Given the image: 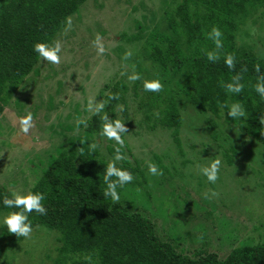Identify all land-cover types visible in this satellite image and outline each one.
Instances as JSON below:
<instances>
[{"label": "trees", "instance_id": "obj_1", "mask_svg": "<svg viewBox=\"0 0 264 264\" xmlns=\"http://www.w3.org/2000/svg\"><path fill=\"white\" fill-rule=\"evenodd\" d=\"M115 1L124 25L134 28L135 32L120 31L118 48L105 52L100 61H108V66H97L103 73L100 81L96 78L94 84L80 87L79 98L75 94L65 103L49 95L51 99L48 97L49 101L44 103L38 83L33 81L41 76L44 61L33 52V45L57 40L62 43L76 37L74 29L84 28L85 33L98 32L106 47L115 30L97 17L93 20L94 27L88 28L85 12L90 14L91 2L95 10L101 4L109 5L108 0H0V119L12 106L18 116L32 113L33 119L46 109L45 120L50 119V114L54 118L49 138L60 141L55 144L59 149L57 154L49 151L52 143L44 151L43 157L49 158L50 166L42 173L32 171L35 180L30 188L27 184L26 189L27 194H44L46 214H31L34 232L28 241L18 239L0 225V264H88L85 257L89 255L93 264H264V221L258 215L260 220L252 224L251 232L247 229L238 241L243 225L232 217L223 224L213 221L208 216L209 211L180 212L179 207H175L176 213L170 201L167 209L166 200H171L169 197L175 189L172 186V193H161L163 199L159 200L156 195L159 180L180 185L187 179V167L195 166L196 161L206 163V158L211 163L219 159V180L223 176L222 168L230 169L225 179L229 174L244 177L237 199L232 200L242 207L235 213L239 209L240 213L244 212L242 204L253 202L254 198H258L264 208V172L244 165L242 161L247 159L248 151L243 150L244 156L241 155L240 146L226 134V131L236 132L264 148V125L259 123L264 100L255 92L259 75L255 68L259 65L264 73V58L252 46L238 40L249 22L256 23L264 17V0H160L150 8L141 4L143 13L134 17H127L125 8L126 4H132L131 0ZM69 16L72 27L65 32V19ZM212 27L222 32L221 49H215L207 38ZM81 41V49L89 46ZM129 52L131 55L123 62L122 58ZM209 52L215 53L214 60L208 59ZM111 54L127 67L121 66L118 70L120 65L113 61ZM227 55L234 57L232 70L224 63ZM116 64L117 72L113 69ZM85 65L89 67V62ZM126 68L129 75L134 68L142 79L129 81L127 75H121ZM236 73L243 76L244 88L239 95L227 93L225 88ZM42 79L48 80V77ZM144 79H159L163 90L145 92ZM58 84L56 98L65 89L63 83ZM31 85L35 88L29 89L26 96L25 89ZM111 94H118L119 99L109 100ZM35 97H39L42 104L31 102ZM90 99H103L109 118L125 123L127 132L123 146L100 136L102 121L100 116L87 110ZM237 102L244 106L247 115L243 120L233 121L224 114L229 105ZM189 108L214 118L208 120V129L212 130L209 139L201 131L200 134L187 132L190 141L186 145L190 144L187 148L195 152L196 161L185 154L183 138H180L183 114ZM80 120H84L86 126L78 124ZM159 130L171 139L168 143L160 141L164 143L161 148L171 149L175 154L170 156L171 153L163 152L162 157L152 151L148 161L134 155L127 135L139 138L142 131ZM93 144L97 146L93 148ZM117 147L125 157L116 162L117 167L130 171L134 180L120 190V201L114 203L103 197V176ZM148 162H154L163 175H150ZM190 177L194 183L204 181L213 187L214 183H209L201 174L193 172ZM12 192L0 186V200ZM262 209L258 207L257 212ZM11 211L17 210L4 208L0 203V216ZM248 217V221H252V217ZM181 218L195 229L180 227ZM160 219L171 226L173 234L158 230ZM211 220L218 229L215 232L220 240L218 252L201 248L187 254L181 250V242L187 239L192 243L199 238L205 240L207 237L200 231H204ZM205 243L208 245V240ZM229 244L234 247L221 255Z\"/></svg>", "mask_w": 264, "mask_h": 264}, {"label": "rangeland", "instance_id": "obj_2", "mask_svg": "<svg viewBox=\"0 0 264 264\" xmlns=\"http://www.w3.org/2000/svg\"><path fill=\"white\" fill-rule=\"evenodd\" d=\"M124 1L126 2V0ZM159 1L160 0H131L132 4L124 3L126 4L125 8L127 9L128 13L127 17H129V15L132 17L139 16L143 13L142 10L144 6L149 8L153 7V5L158 4ZM107 3H109V5H107L106 3L105 5L101 4L104 5V7L100 5V7L96 8L95 6L96 9L94 10L93 6L95 4L91 2L90 5L92 6L90 7V14L87 15L86 11L85 17L90 25L88 28L94 27L95 22L93 23V20L97 17L104 19L106 25L115 30V32H113L114 34H112L111 40L107 42L108 44H106L105 47L106 52L108 53L112 52L113 50L116 51L115 49L118 48L119 44L117 43V41L120 42V38L117 37V35L120 33V31L122 32L123 30H126L129 31V33H134L135 29H128L127 26L124 25L125 22L121 19V17L119 16V11L117 10V1L108 0ZM141 4L144 6H141ZM74 31L76 33V39L74 37H71L72 39H68L67 41L62 42L63 58L61 60V63L51 64L47 61H44V67L42 72L40 73L41 76L36 80H33L38 83V92H41L39 93V95L42 99L45 100L44 103L49 101V95H51L53 99L64 100L65 103L72 100V97L75 94H77V97L79 98L80 87L84 85V87H86L90 83L94 84L92 82H94L96 78L100 81L103 73L99 72L100 70L97 66H102L101 64H104V66H108L109 64L108 61H106V63H100L104 54H98L93 43L97 34H99L98 32H94L95 34H90L88 30V33H85L84 28H80V30L74 29ZM82 39L89 43V46H86L83 49H81L80 47ZM238 40L240 41V43L252 46L259 53V55L264 58V17H261L256 23L249 22L238 36ZM103 41L105 42L104 39L102 40V42ZM125 49L126 51H128L129 47L125 45ZM110 57H112L113 61L115 59L116 63H119L120 66L118 70H120L121 66L127 67L123 63V58V62H121L113 54H111ZM86 61L89 62V67H86ZM113 69L117 72V64L115 65V67H113ZM127 70L128 68H126L124 71L122 70V72L126 73ZM44 76H47L48 80L42 79V77ZM60 82L63 83V87L65 89L62 90V93L60 95H56L58 96L56 98L54 96V93L58 89V83ZM32 88L35 87L31 85V87H27L25 89L26 96L29 94H27V91H29V89L31 90ZM93 89H91L92 92H94ZM49 98L51 99V97ZM38 99L39 97H35L31 102L42 104ZM16 112L17 110L15 109V107H8L4 112L3 118L0 119V186L7 187L8 190L16 193L27 194V184L30 188L35 180L32 171L42 173L43 169H46L47 166H50L49 158L43 157L44 151L48 149L49 146L54 144L49 151H51L50 153L52 154H57L59 149H57V146H55V144L58 145L60 141L57 139V141L55 142L54 139L49 138V130L51 127H53L51 126V124L54 118L50 114V119L48 121L45 120V115L47 114L46 109H42L41 111H39L36 118L33 119V127L30 129L27 135L20 131V120L25 116H18ZM208 120H214V118L212 116L198 114L193 111L192 108L187 109V111L183 114V125L180 138H183L182 142L184 145L185 154H187L189 159L193 158L195 160L196 158L193 157V155H195V152L187 148L188 145H190H186L188 143L187 141H190V139L187 137V132L199 133L201 131L206 135V138L209 139L208 137L212 130L208 129L210 125ZM220 123L221 122H219V124ZM226 134L229 136L230 141H234L241 147H239L241 155H243V150L248 151V153H245V157L247 159L241 158L243 159L242 163L249 166L250 168L254 166L258 171L264 172V148L262 146H258L257 143L256 145L252 141H248L247 138L243 135L238 136L236 132L226 131ZM127 141L131 143L133 147L132 151L135 153L134 155L147 161L150 159L149 153H151L152 151L162 157H164L163 152L171 153L170 156L175 154V152L171 149L168 150L166 148H161V145L164 144L163 142L167 141L168 143V141H171L169 135L165 134L162 130H159L155 133H145L144 131H142L141 137L139 138H136L135 135L129 134L127 135ZM135 141L140 142L136 143ZM206 160V163H199L195 160V166L187 167L185 170L187 179L184 182H181L180 185H171L172 182L162 183L161 180H159L160 183L158 184L159 187L157 188L159 193L157 194L156 192V195L159 200L163 199L164 197L161 193H172L173 191L170 189V186H172L175 189L172 197H169L171 198V200H166L167 209H169L170 201L171 207L174 211L175 207H179L180 212H185L189 209H191L192 211H209L211 213L208 216L213 221L221 222L223 224L226 223V219L232 217L234 221L243 225L240 228L241 232L237 235V240L239 241L243 238V236H245L247 229L249 233L251 232L250 230L252 224L258 222L260 220L259 217H261V219L264 221V208L262 209L261 207V201H259L258 198H254L256 200H254L253 202L248 201L246 204H242L243 208H245V211L240 213L242 207H239L237 203H233L232 200L233 197L237 199V194H239L238 192L240 190V183L242 179H244V177L239 175L233 176L232 174H229L227 175V179H225L226 177L224 175L227 174L230 169L225 170L224 168H222V179H217V181L213 184V187H211L204 181L200 184H198L197 182L194 183L193 179L190 177V174L194 172L204 176L201 172V168L208 167L211 164V162L208 161L210 159L206 158L205 161ZM191 181L192 185L189 186V183ZM242 198H244V195L242 196ZM238 199L240 200V198ZM258 207H260V209L262 210L257 212ZM237 208H241L238 211L240 214H238V212L235 213ZM175 212L178 213V210L176 209ZM247 215L252 217V221H248L249 217ZM257 215L259 217H257ZM212 220L206 223L205 227L203 228L204 231H200L201 233L203 232V234H205L204 237H207L205 240L199 238L195 239L194 243H192L187 239L186 241L181 242V250H183L187 254H190V252H194L201 248H207L210 251L218 252V246L220 243L219 234H215L218 229L214 227ZM157 222L159 231H165L167 235L173 234L170 232L171 226L169 224H166L165 220L160 219ZM181 222L182 223L180 227H188L189 229H191L190 227L192 226H190L189 222L186 223L187 221H185L184 218H181ZM192 228L195 229L194 227ZM207 240L209 243L208 245L207 243H205ZM233 247L234 246L230 244L227 245L224 252H221V255H223L224 253H228Z\"/></svg>", "mask_w": 264, "mask_h": 264}, {"label": "clouds", "instance_id": "obj_3", "mask_svg": "<svg viewBox=\"0 0 264 264\" xmlns=\"http://www.w3.org/2000/svg\"><path fill=\"white\" fill-rule=\"evenodd\" d=\"M72 27V18L69 16L65 19L64 31L67 32ZM207 38L210 39L215 49H221L222 44V32L218 27H212L211 31L207 33ZM103 38L97 34L93 41L97 53L103 55L106 52V48L102 42ZM33 52L37 54L43 61H47L51 64H60L63 58L62 55V43L57 40L52 43L37 42L33 45ZM131 53H125L123 59L127 60ZM215 53L209 52L208 59L214 60ZM225 65L230 69H234L235 60L232 55H227L224 61ZM246 71V69H244ZM255 71L259 74L257 76V82L255 84V92L264 100V73H261L259 65L256 66ZM121 75H127L129 81L141 80L142 77L133 68L132 73L129 75L122 72ZM242 73H236L233 75L231 82L225 84L227 93L230 94H241L244 88ZM142 87L145 92L159 93L163 90L164 85L159 79L147 80L144 79ZM109 100H118V94H111L108 97ZM105 101L103 99L97 101L90 99L87 104V110L93 115L100 116L102 121L100 136L106 137L108 140L115 141L119 146H123L125 143V136L127 129L125 123L117 118H109V115L104 111ZM227 118L235 120H243L247 113L244 106L237 102L232 103L228 106V111L224 114ZM259 123L264 125V113L259 115ZM21 128L20 131L24 134H28L30 129L33 127V115L28 113L25 117L20 120ZM78 124H85L84 120L78 121ZM97 144H99L97 142ZM97 144H93L95 148ZM125 157L121 153L120 148H116V154L112 161L107 164L104 169L103 183L105 188L103 190V197L110 198L114 203L120 201V190H123L126 186L130 185L133 180V174L127 169L117 167L116 162L123 160ZM221 168V160H214L208 167L201 168L202 174L206 177L209 183H215L219 177ZM147 171L152 176L163 175L162 170L158 169L154 162L147 163ZM45 196L41 192H33L29 194H20L12 192L10 196L3 197L0 200L4 208L16 209L17 211H11L6 215L0 216V225L6 227L7 232L15 234L18 239L23 238L24 241H28L32 238L34 232L33 223L31 220V214L45 215L46 207L43 203ZM85 260L88 264H93L92 257L86 256Z\"/></svg>", "mask_w": 264, "mask_h": 264}]
</instances>
